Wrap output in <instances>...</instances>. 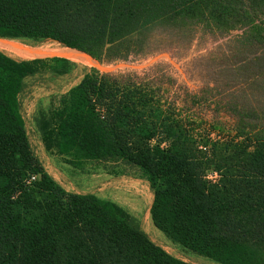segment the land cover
I'll list each match as a JSON object with an SVG mask.
<instances>
[{"label": "trees", "instance_id": "16d2710c", "mask_svg": "<svg viewBox=\"0 0 264 264\" xmlns=\"http://www.w3.org/2000/svg\"><path fill=\"white\" fill-rule=\"evenodd\" d=\"M197 26L239 31L232 41L261 49L249 59L252 70L263 67L251 80L264 75V0H0V38L51 41L82 65L151 56L170 39L190 40ZM10 50L0 51V264H188L118 204L68 193L46 173L19 94L46 64L70 62L48 52L15 60ZM172 85L92 69L34 123L45 150L73 167L96 160L139 169L153 195L151 222L171 242L218 264H264V109L229 108L232 132L204 129L187 108L198 97L183 92L176 107Z\"/></svg>", "mask_w": 264, "mask_h": 264}, {"label": "rangeland", "instance_id": "374dc122", "mask_svg": "<svg viewBox=\"0 0 264 264\" xmlns=\"http://www.w3.org/2000/svg\"><path fill=\"white\" fill-rule=\"evenodd\" d=\"M239 33L232 31L221 35L197 26L192 30L190 40L170 39L168 44H162H167L165 50L145 58L97 62L99 65L89 61L85 62L87 65H82L69 60L70 63L57 65L48 63L36 74L27 77L19 94L20 114L29 145L43 169L68 193L93 194L118 204L135 218L149 239L172 258L188 264H218L171 242L153 226L151 219H145L144 213L149 212L153 195L139 169L121 162L96 160L83 161L80 167H73L66 163L67 158L45 150L34 119L39 111H47L61 94L95 69L113 75L137 74L146 80L156 78L158 83L171 82L173 85L167 96L169 100L175 101L176 107L180 106L177 98L182 97L183 92L185 95H196L198 99L189 98V114L198 116L204 129L217 124L219 129L230 132L234 121L232 113L227 109H264V75L258 76L256 81L251 80L263 67L258 64V68L255 70L254 66L252 70L248 64L252 52L257 48L232 41ZM4 40L18 50L14 51L11 46H7L0 51L11 49L2 53L15 60L54 56L42 53L47 52L42 46L54 45L50 44L51 41ZM19 49L29 51L20 52ZM257 51L259 54L261 49ZM23 52L37 54L29 56ZM155 64L160 66L145 73L146 68ZM210 138H215V135H210ZM199 143L211 145L208 139H202ZM206 174L208 179L216 178L210 170Z\"/></svg>", "mask_w": 264, "mask_h": 264}, {"label": "bare ground", "instance_id": "6f19581e", "mask_svg": "<svg viewBox=\"0 0 264 264\" xmlns=\"http://www.w3.org/2000/svg\"><path fill=\"white\" fill-rule=\"evenodd\" d=\"M7 46H11L12 49L18 50L16 48V46L10 45L9 42H6L4 39L0 38V49L7 47ZM31 48L34 49V48H38V47H30L29 49H31ZM42 48H44V50L47 52H56V53L60 54L61 56H63L64 58H66L67 60H69L70 62L82 64L81 60L79 59L77 53L74 50H71V49L65 48V47H61L60 45H47V46H42ZM29 49H19V50L20 51H29ZM144 214H146L145 219L150 220L149 212L144 213Z\"/></svg>", "mask_w": 264, "mask_h": 264}, {"label": "water", "instance_id": "95a60500", "mask_svg": "<svg viewBox=\"0 0 264 264\" xmlns=\"http://www.w3.org/2000/svg\"><path fill=\"white\" fill-rule=\"evenodd\" d=\"M66 48V47H65ZM70 49V48H69Z\"/></svg>", "mask_w": 264, "mask_h": 264}]
</instances>
